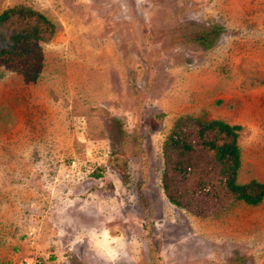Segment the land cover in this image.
Masks as SVG:
<instances>
[{"label": "rangeland", "instance_id": "374dc122", "mask_svg": "<svg viewBox=\"0 0 264 264\" xmlns=\"http://www.w3.org/2000/svg\"><path fill=\"white\" fill-rule=\"evenodd\" d=\"M19 5L55 33L0 54V264H264V200L217 210L198 188L209 151L169 143L191 118L241 125L237 181L264 182V0H0V15ZM185 179L201 214L167 196Z\"/></svg>", "mask_w": 264, "mask_h": 264}, {"label": "trees", "instance_id": "16d2710c", "mask_svg": "<svg viewBox=\"0 0 264 264\" xmlns=\"http://www.w3.org/2000/svg\"><path fill=\"white\" fill-rule=\"evenodd\" d=\"M54 33V23L43 13L23 5L8 8L0 15V54L11 52L23 39L48 41ZM190 121H193L194 127L196 126L193 129L195 136L192 138L190 137L193 133L187 131ZM177 125L169 140L171 146L180 147L183 153H186L200 142L199 145L209 151L204 166L209 167L210 171L204 173L198 188L203 186L207 189V194L214 199L217 210L226 209L238 201L257 205L264 200V182L256 179L246 183L237 181L241 166V150L238 144V131L241 125L230 124L221 119L204 123L196 118L178 122ZM199 165L202 164L197 166ZM167 178L166 176V184L169 183ZM184 184L180 190L175 191L171 185L167 191L168 198L180 207L187 206L194 213L201 214L202 211L197 212L198 207L193 203L192 197L196 193L197 185L191 184L190 179H185ZM222 194L224 201H221ZM203 195L206 196L205 192ZM196 196L201 197L199 192Z\"/></svg>", "mask_w": 264, "mask_h": 264}]
</instances>
